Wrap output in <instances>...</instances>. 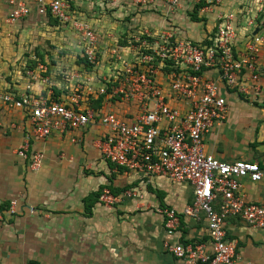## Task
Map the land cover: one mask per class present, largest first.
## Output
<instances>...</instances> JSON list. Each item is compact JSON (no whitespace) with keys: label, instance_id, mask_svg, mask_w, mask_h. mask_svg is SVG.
I'll use <instances>...</instances> for the list:
<instances>
[{"label":"crops","instance_id":"obj_1","mask_svg":"<svg viewBox=\"0 0 264 264\" xmlns=\"http://www.w3.org/2000/svg\"><path fill=\"white\" fill-rule=\"evenodd\" d=\"M164 1L136 4L125 0L119 8L110 10L87 0L85 8L90 19L86 15L84 18L100 33L105 52L101 62L110 56L106 51L113 41H126L145 29L158 33L175 28L180 37L204 43L210 31L216 29L218 14L238 13L253 2L217 0L214 13L205 20L192 0H183L179 8H168ZM98 8L101 13L96 18ZM3 9L0 17L6 22V6ZM31 18L33 23L40 19L37 15ZM126 22L133 23L130 26ZM242 33L238 31L239 47L245 39ZM5 47L0 48L1 92L37 93L61 101L74 84L73 73L87 77L84 67L63 63L58 54L52 56L57 63L49 68L50 74L39 69L40 64L48 67L40 57L30 69L28 63L34 54L27 55L24 46L17 50H9L8 44ZM5 51L8 55L3 60ZM22 53L26 57L20 61ZM260 61L264 65V54ZM62 64L66 72L60 71L58 77ZM209 75L219 78L216 72ZM93 84L97 88L98 84ZM255 85L258 88L242 93L221 84L228 115L206 135L204 144L206 152L221 161L253 162L264 171V79ZM91 101L97 111L124 115L130 110L126 104L105 97ZM29 118L25 110L0 108V264H186L167 245L210 246L205 213L199 217L184 213L194 203L193 187L109 162L97 147L105 131L99 120L82 131L52 132L46 138H33L31 152L43 155L41 168L33 170L29 159L17 153L30 135ZM240 183L248 202L264 203V178L257 183L248 179ZM107 188L115 193L133 190L138 197L106 206L98 197ZM12 201L17 202L15 214L9 212ZM220 202L221 197L214 203L217 210ZM162 208L180 213L179 227L173 235L167 233ZM226 229L227 238L235 244V264H264V227H252L240 217H230Z\"/></svg>","mask_w":264,"mask_h":264},{"label":"built area","instance_id":"obj_2","mask_svg":"<svg viewBox=\"0 0 264 264\" xmlns=\"http://www.w3.org/2000/svg\"><path fill=\"white\" fill-rule=\"evenodd\" d=\"M95 1L113 10L125 0ZM182 1L164 2L168 8H179ZM7 2L8 24L16 25L37 15L51 16L71 27L78 33V48L87 61L81 65L87 77L73 73L74 84L61 101L37 93L16 95L0 91V108L25 110L30 117V135L20 147L19 156L29 159L31 168L38 170L43 155L31 152L33 138H46L52 132L82 131L99 120L105 131L97 147L109 162L153 177L161 175L187 182L193 187L194 203L184 213L193 217L205 213L210 246L167 245L169 251L186 264H235V244L227 238L226 222L230 217H240L247 225L264 227V203L248 202L240 183L243 179L260 182L264 171L257 163H228L215 158L206 152L204 140L228 115L221 84L249 93L251 88H258L255 83L264 79V65L260 61L264 54V0H253L238 13L218 14L216 29L210 31L204 43L180 37L175 28L158 33L145 29L126 41H113L106 51L110 56L103 62L100 33L80 17L77 9L85 0ZM192 2L204 19L211 17L218 3ZM239 28L245 36L242 47L237 41ZM39 69L47 70L42 64ZM211 71L219 78L209 75ZM29 75L34 76L33 72ZM93 83L98 84L97 88ZM100 97L126 104L130 110L124 115L97 111L91 100ZM137 197L133 190L116 196L104 189L99 200L112 206ZM219 197L217 210L214 203ZM16 205V201L10 203L11 214H15ZM160 212L166 217L167 233L173 235L179 227L180 213L173 208H162Z\"/></svg>","mask_w":264,"mask_h":264},{"label":"rangeland","instance_id":"obj_3","mask_svg":"<svg viewBox=\"0 0 264 264\" xmlns=\"http://www.w3.org/2000/svg\"><path fill=\"white\" fill-rule=\"evenodd\" d=\"M4 1L5 0H0V10L3 11L4 10L3 8L6 6L7 9L5 11H7L8 14V8H9L7 4L8 2H6L7 0L5 2ZM86 2L87 0H85L83 4H79L80 7L77 8L78 11L80 12V17L82 19H85L84 18L85 15L90 19V17L87 14L88 11L85 8L88 5ZM100 13H101V8L100 9L98 8L95 14L96 18L100 17ZM192 13L193 12H191V15ZM1 14L2 12L0 13V16ZM240 14L238 16H240ZM39 17L40 19L37 20L36 23H33L31 18V19H27L26 21L25 19L20 20L18 22L20 23L19 25L8 24L2 20L3 19L2 17H0V48L5 49L6 48L5 46L7 44L9 45L8 48L9 50H11L12 47H14V49L17 50L19 46L22 47L24 46L27 55L34 54L28 63V65H30V69L34 68L33 64L37 62L38 57H40L43 62L47 61L45 63L48 65L47 70L43 71L46 72L45 74H47V72H49L50 74L51 73L50 69H52L53 65L57 63L54 62L55 57H52L53 55L57 56V54L58 57L63 59V63H68V65L69 63H71L73 66L82 67L81 65L85 63L82 60L84 59L82 57V53L78 48V42H79V38L77 35L78 33L75 30H73L71 27L65 26V24H62L60 21H58L53 17H45V18L41 16ZM126 23L131 26L133 22H126ZM19 36H21L22 38H18ZM13 37L15 38L12 39ZM7 53L8 51L2 53L3 60H4L3 57L7 58L6 57L8 55ZM24 53H22V55L18 57L20 61H22V59L26 57ZM100 59H102V57H100ZM27 67L29 66L26 65V68ZM59 68L60 70H58L59 72H57L58 77L60 71L66 72V68L64 64H62ZM37 73H42V72L37 71ZM53 73L55 74L56 70L53 71ZM53 73L51 75H54ZM62 75H64V73H62ZM17 153L19 155V151Z\"/></svg>","mask_w":264,"mask_h":264},{"label":"trees","instance_id":"obj_4","mask_svg":"<svg viewBox=\"0 0 264 264\" xmlns=\"http://www.w3.org/2000/svg\"><path fill=\"white\" fill-rule=\"evenodd\" d=\"M49 17H51V16H49ZM197 43V42H196ZM207 43V42H206ZM197 44H200V43H197ZM209 44H211V43H209ZM83 60V62H85V63H87V61H86V59H82ZM108 189V188H107ZM104 190V189H103ZM103 190H102V192H103ZM114 195H121L122 193H124V191H120V192H114L112 189H109ZM129 190V189H128ZM125 191H127V190H125ZM102 192H101V194H102ZM119 193V194H118ZM101 194L99 195V197L98 198H100V196H101ZM129 200V199H128Z\"/></svg>","mask_w":264,"mask_h":264}]
</instances>
